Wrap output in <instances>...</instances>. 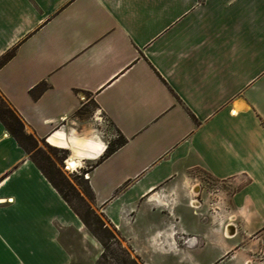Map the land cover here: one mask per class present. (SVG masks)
I'll return each mask as SVG.
<instances>
[{"label": "crops", "instance_id": "obj_1", "mask_svg": "<svg viewBox=\"0 0 264 264\" xmlns=\"http://www.w3.org/2000/svg\"><path fill=\"white\" fill-rule=\"evenodd\" d=\"M11 50L0 94L91 166L86 202L121 247L143 264H264V0H0ZM88 101L125 138L102 159L114 135L76 116ZM102 247L0 122V264Z\"/></svg>", "mask_w": 264, "mask_h": 264}, {"label": "rangeland", "instance_id": "obj_2", "mask_svg": "<svg viewBox=\"0 0 264 264\" xmlns=\"http://www.w3.org/2000/svg\"><path fill=\"white\" fill-rule=\"evenodd\" d=\"M95 110V105L92 101H88L81 109L76 112V116L81 119L90 120L95 125L100 127L103 137H111L114 135V140L111 142L115 144L119 141V135L113 130V127L106 120V118H99V120L94 121L92 119V114ZM110 135V136H109ZM65 149H60L50 145L47 141H42L37 139V146L29 149L27 154L32 157L39 166L44 170V172L53 180L57 185L59 190L67 198L68 202L73 206V208L87 221L91 231L103 242V253L94 256L88 254V257L81 256L86 255L84 252L79 256L77 263L82 264L83 262H88V264H143L142 260L138 257H133L131 253L124 247L120 246V239L110 228L105 220H103L93 209L87 204V200L90 198L87 185L85 183V177L82 173L70 172L64 169L63 160L67 158ZM51 161L49 163V161ZM69 169V168H67ZM89 165H87V170ZM206 176H202L201 186L203 192L201 193L207 198L208 189L207 184L204 183ZM222 196V194H221ZM192 206L197 205L196 200H192ZM222 204V200H221ZM204 208V207H202ZM99 220V221H98ZM101 248V249H102ZM83 257V258H82Z\"/></svg>", "mask_w": 264, "mask_h": 264}, {"label": "trees", "instance_id": "obj_3", "mask_svg": "<svg viewBox=\"0 0 264 264\" xmlns=\"http://www.w3.org/2000/svg\"><path fill=\"white\" fill-rule=\"evenodd\" d=\"M13 53H14V50H11V51H9L8 53H6L2 57L0 59V66L4 62H6L13 55ZM46 88H47V85L44 82H42V83L36 85L35 87H33L30 90V94H31V96L33 98H37L41 94V92L44 91ZM0 122L3 124V126L5 127V129L9 132V134L13 138H15V140L18 142V144L26 152H28L29 149L37 146V138L33 134L28 133V132L25 131L24 123H23L22 119L19 117V115L15 112V110L10 106V104L5 100V98L1 94H0ZM119 138H120L119 141L116 142L115 144H112L111 142L108 144L107 149H106L104 155L100 159H102L103 157L108 156L111 153H113L116 150L117 146H120V145H122L125 142V138L121 134H119ZM41 140L44 141L43 139H41ZM30 158L44 172V170L39 166V164L32 157H30ZM100 159L98 161H100ZM47 160L49 161V163L51 162L49 160V158H47ZM47 177L51 180V182L56 187V189L59 191V193L62 195V197L65 200H67V198L64 196V194H62V192L59 190V188L57 187V185L53 182V180L48 175H47ZM87 189L89 191L88 186H87ZM79 216L82 219V221L85 223V225L89 228V225H88L87 221L80 214H79ZM99 241L101 242V244L103 246L104 245L103 242L100 239H99Z\"/></svg>", "mask_w": 264, "mask_h": 264}, {"label": "bare ground", "instance_id": "obj_4", "mask_svg": "<svg viewBox=\"0 0 264 264\" xmlns=\"http://www.w3.org/2000/svg\"><path fill=\"white\" fill-rule=\"evenodd\" d=\"M86 142H87V139L86 138H84V139H75V145H76L75 149L78 150L79 148H81L80 146L81 145L84 146ZM66 163H67V166H68V168L70 170H74V168H77V167H80L81 166L80 165L81 162L79 160L76 161L73 157H71V158L67 157L66 158Z\"/></svg>", "mask_w": 264, "mask_h": 264}, {"label": "built area", "instance_id": "obj_5", "mask_svg": "<svg viewBox=\"0 0 264 264\" xmlns=\"http://www.w3.org/2000/svg\"><path fill=\"white\" fill-rule=\"evenodd\" d=\"M262 126L264 127V121H262ZM68 157V155H67ZM63 167L65 170L70 171V172H77V173H83V170H85V172L83 173L84 177L87 178L88 177V170H87V165L82 163L80 167L74 168V170H70L67 169V163H66V158L63 160Z\"/></svg>", "mask_w": 264, "mask_h": 264}]
</instances>
